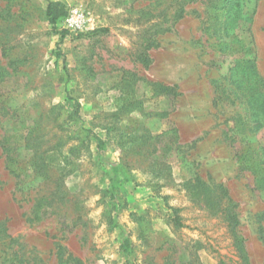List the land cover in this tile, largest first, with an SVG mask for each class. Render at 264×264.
<instances>
[{"label":"rangeland","instance_id":"374dc122","mask_svg":"<svg viewBox=\"0 0 264 264\" xmlns=\"http://www.w3.org/2000/svg\"><path fill=\"white\" fill-rule=\"evenodd\" d=\"M50 1L94 25L54 26ZM179 3L0 0V235L17 263L238 264L234 210L264 264V188L241 159L264 147V108L236 67L264 80V0L176 20Z\"/></svg>","mask_w":264,"mask_h":264},{"label":"trees","instance_id":"16d2710c","mask_svg":"<svg viewBox=\"0 0 264 264\" xmlns=\"http://www.w3.org/2000/svg\"><path fill=\"white\" fill-rule=\"evenodd\" d=\"M198 0H180V11L176 15V20H179L183 17V14L185 12V5L188 3H193ZM207 4V8H210L211 10H215L217 13V16L220 14L219 11H222L223 14L226 16H231L232 14H236L237 17L240 14L242 10V1L243 0H201ZM66 15V11H64V7L59 2H53L50 1L47 8V16L49 19V22L53 24L54 26L57 25V22L60 18ZM230 25L227 23L225 30L228 29ZM62 37L64 35L62 34ZM225 45H228V42H224ZM237 68H247V72L249 73L252 71L253 74V92L251 95H249V98L246 99L247 102L253 107H257L258 109L264 108V80L259 76L257 70H256V62L253 59H240L237 61ZM163 92L166 93H172L173 88L172 86L165 85L163 83H155ZM222 93V92H221ZM224 93V90H223ZM245 122L243 121L241 115H239V120L235 125L232 127V129L237 130H245ZM242 151V150H241ZM241 159H244L243 161L246 162L247 168L252 170V172L255 174V180H256V187L259 189L264 188V147L261 146H252L248 145V148L244 151L243 156ZM225 195L228 197L230 201L232 199L228 196L227 192ZM232 233L234 236V244L237 247L239 251V262L238 264H251L247 251L245 249L244 245V239L241 235L238 234L236 231V225L238 223V217L236 211L232 210L228 215ZM174 222L178 226H183V223L181 221V218L177 215L174 218ZM2 232L5 233V230ZM1 233V232H0ZM261 239L264 240V223L261 225ZM7 238H9V235H0V264H21L19 261L18 263L15 261L14 254H10V248L11 243L13 239H10V242H7ZM219 264H231L225 260H221Z\"/></svg>","mask_w":264,"mask_h":264},{"label":"built area","instance_id":"2783aa9c","mask_svg":"<svg viewBox=\"0 0 264 264\" xmlns=\"http://www.w3.org/2000/svg\"><path fill=\"white\" fill-rule=\"evenodd\" d=\"M62 23L64 28L80 32L94 25L95 18L90 11H87L85 8L73 6L62 19Z\"/></svg>","mask_w":264,"mask_h":264}]
</instances>
